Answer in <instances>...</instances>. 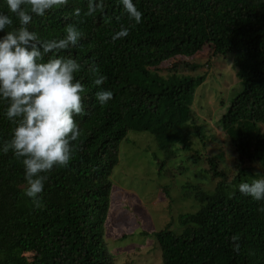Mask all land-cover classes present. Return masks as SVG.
<instances>
[{"label":"trees","instance_id":"trees-1","mask_svg":"<svg viewBox=\"0 0 264 264\" xmlns=\"http://www.w3.org/2000/svg\"><path fill=\"white\" fill-rule=\"evenodd\" d=\"M133 3L143 14L139 24L129 19L120 0H103L104 8L92 15H86L88 0H68L67 6L44 16L33 14L29 30L42 39L63 38L69 23L83 33L77 47L59 55L71 56L82 66L76 79L87 89L86 115L75 117L81 135L73 142L72 161L46 173L37 205L25 195L23 165L11 150L7 154L2 150L14 125L5 115L7 102L0 99V264H114L103 226L118 144L130 130L150 133L163 154L162 159L155 155L152 159L157 171L163 170L177 141H182L179 131L188 125L187 96L201 76L178 75L169 82L157 78L156 69L177 58L178 71L195 72L197 65L187 59L203 46L209 47L211 56L231 57L240 85L217 118L218 128L238 167L254 161L262 172L238 168L227 182L215 157L206 158L215 179L212 192L195 189L198 206L177 216L181 229L167 231L165 224L153 235L169 234L177 264H258V257H264V213L258 211L264 202L238 189L242 181L250 183L264 175V0ZM75 8L81 9V16L72 15ZM0 12L11 15L12 27H19L6 0H0ZM121 25L129 35L113 40ZM92 65L107 77L100 86L93 83ZM101 88L113 93L105 105L95 96ZM194 135L199 136L196 131Z\"/></svg>","mask_w":264,"mask_h":264},{"label":"rangeland","instance_id":"rangeland-1","mask_svg":"<svg viewBox=\"0 0 264 264\" xmlns=\"http://www.w3.org/2000/svg\"><path fill=\"white\" fill-rule=\"evenodd\" d=\"M209 52V47L203 46L187 59L197 65L195 72L178 71L177 58L156 69V77L169 82L178 75L192 77L196 73L201 76L187 96L188 125L179 131L182 141H177L163 170L159 173L152 159L154 155L162 159L163 154L150 133L130 130L118 144L117 162L109 175L111 193L103 226V238L114 264L178 263L169 234L155 236L153 232L162 230L165 224H168L167 231L178 232L181 226L177 216L192 212L198 206L193 196L195 189L212 192L215 179L207 169L206 158L215 157L216 168L225 173L227 182L238 168L251 173L262 172L254 161H246L238 167L226 136L218 128L217 118L240 85L231 57H214ZM195 131L199 136L194 135ZM184 143L188 147H183ZM227 210L229 212L230 208ZM258 259V264H264L263 256Z\"/></svg>","mask_w":264,"mask_h":264},{"label":"clouds","instance_id":"clouds-1","mask_svg":"<svg viewBox=\"0 0 264 264\" xmlns=\"http://www.w3.org/2000/svg\"><path fill=\"white\" fill-rule=\"evenodd\" d=\"M130 20L139 24L142 12L133 0H120ZM68 0H6L11 14L19 21L12 27L13 18L0 12V99L7 102L5 115L14 125L10 138L3 142V152L10 150L24 168L25 195L39 205L46 173L54 167H67L73 159L75 145L81 135L76 116L86 115L83 97L87 92L76 74L81 64L71 56L59 55L62 51L78 46L83 33L76 24L65 26V35L60 39H42L37 32L29 30L33 14L44 16L46 11L67 6ZM99 3L88 0L86 15L103 9ZM72 15L81 16L75 8ZM107 23L108 20L106 19ZM6 28L11 30L5 31ZM129 35V29L121 25L113 40ZM48 59L45 60V56ZM94 76L93 83L102 85L107 77L95 65L89 67ZM101 105L112 98L110 90L100 89L95 93ZM241 194L255 201L264 202V176L242 181L238 185ZM258 211L264 213V205ZM233 241L238 236L232 237ZM239 245H235L238 250Z\"/></svg>","mask_w":264,"mask_h":264}]
</instances>
